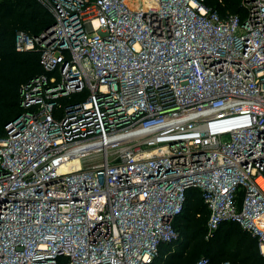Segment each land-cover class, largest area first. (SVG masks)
Returning a JSON list of instances; mask_svg holds the SVG:
<instances>
[{
  "label": "built area",
  "instance_id": "1",
  "mask_svg": "<svg viewBox=\"0 0 264 264\" xmlns=\"http://www.w3.org/2000/svg\"><path fill=\"white\" fill-rule=\"evenodd\" d=\"M39 1L51 27L15 46L43 71L0 134V264H151L191 188L208 235L236 221L264 256V0Z\"/></svg>",
  "mask_w": 264,
  "mask_h": 264
},
{
  "label": "trees",
  "instance_id": "2",
  "mask_svg": "<svg viewBox=\"0 0 264 264\" xmlns=\"http://www.w3.org/2000/svg\"><path fill=\"white\" fill-rule=\"evenodd\" d=\"M222 1L230 12H240V0ZM218 2L206 0L210 6ZM52 23V16L39 0H0V134L4 124L21 112L20 89L43 71L39 51L18 50L15 35L18 31L38 35ZM207 218L201 193L188 189L183 208L173 221L178 236L160 244L151 264H192L201 256L210 264H264L256 239L236 221L222 222L208 235Z\"/></svg>",
  "mask_w": 264,
  "mask_h": 264
},
{
  "label": "rangeland",
  "instance_id": "3",
  "mask_svg": "<svg viewBox=\"0 0 264 264\" xmlns=\"http://www.w3.org/2000/svg\"><path fill=\"white\" fill-rule=\"evenodd\" d=\"M213 1H214V0H208V3H210V4H211Z\"/></svg>",
  "mask_w": 264,
  "mask_h": 264
},
{
  "label": "water",
  "instance_id": "4",
  "mask_svg": "<svg viewBox=\"0 0 264 264\" xmlns=\"http://www.w3.org/2000/svg\"><path fill=\"white\" fill-rule=\"evenodd\" d=\"M51 25H52V24H51ZM51 25H50L48 28H50V27H51ZM49 32H50V33H52V29H50V30H49Z\"/></svg>",
  "mask_w": 264,
  "mask_h": 264
}]
</instances>
